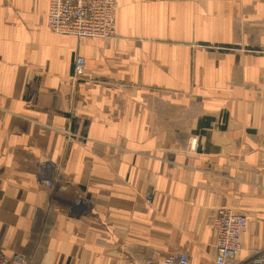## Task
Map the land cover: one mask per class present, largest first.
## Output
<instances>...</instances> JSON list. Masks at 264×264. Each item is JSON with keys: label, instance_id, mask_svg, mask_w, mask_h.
I'll list each match as a JSON object with an SVG mask.
<instances>
[{"label": "crops", "instance_id": "0c3cea01", "mask_svg": "<svg viewBox=\"0 0 264 264\" xmlns=\"http://www.w3.org/2000/svg\"><path fill=\"white\" fill-rule=\"evenodd\" d=\"M48 8L0 0L5 255L216 264L220 210L248 219L238 260L264 250V0H118L108 39L52 32Z\"/></svg>", "mask_w": 264, "mask_h": 264}, {"label": "built area", "instance_id": "2783aa9c", "mask_svg": "<svg viewBox=\"0 0 264 264\" xmlns=\"http://www.w3.org/2000/svg\"><path fill=\"white\" fill-rule=\"evenodd\" d=\"M118 0H49L47 12L48 28L64 36L78 39H108L116 33V9ZM86 59L75 60L74 75H84ZM197 145L196 142L193 146ZM197 147L193 150L196 151ZM148 197V200H151ZM248 228L246 216L232 210H220L216 221V264H232L238 261L242 251V234ZM24 257L7 256L0 248V264H22ZM145 264H191L187 253L167 256L161 262L146 261ZM251 264H264V250L259 252Z\"/></svg>", "mask_w": 264, "mask_h": 264}, {"label": "rangeland", "instance_id": "374dc122", "mask_svg": "<svg viewBox=\"0 0 264 264\" xmlns=\"http://www.w3.org/2000/svg\"><path fill=\"white\" fill-rule=\"evenodd\" d=\"M70 136H75L73 133H69ZM196 142L197 145L193 146V143ZM194 147H197L196 151L193 150ZM200 148V140H199V136H191L188 141H187V145H186V152L189 153V154H192V153H196L198 152ZM50 186V184H49ZM79 202V201H78ZM261 252V251H260ZM258 253H256L257 255ZM255 255V256H256ZM254 257L251 259V260H245V261H240V259L235 262V263H232V264H251V262L253 261Z\"/></svg>", "mask_w": 264, "mask_h": 264}]
</instances>
